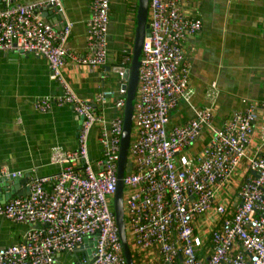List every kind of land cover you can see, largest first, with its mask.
<instances>
[{"label":"built area","instance_id":"1","mask_svg":"<svg viewBox=\"0 0 264 264\" xmlns=\"http://www.w3.org/2000/svg\"><path fill=\"white\" fill-rule=\"evenodd\" d=\"M182 1L149 2L150 36L143 44L128 155L132 172L124 177L128 241L141 253L143 264H264V155L247 160L253 175L242 184L235 213L229 214V207L218 201L221 186L247 157L264 104L234 113L214 129L194 161L178 164V155L193 146L204 129L214 128L211 109L198 110L184 126L168 128L172 111L192 97L191 67L184 63L183 44L202 30L200 20L183 13ZM88 3L91 16L83 57L70 51L73 23L63 0L8 1L0 8V53L46 59L50 78L61 91L57 98L40 100L37 108L46 112L53 104L67 105L81 120L78 149L53 154L62 171L29 180L26 197L0 201V217L41 224L23 242L1 248L0 264H57L60 255L74 254L90 238L95 242L93 260L84 258L83 264H127L113 210L123 119L107 123L94 105L106 103L113 92H103L92 102L75 93L63 74L69 60L91 68L108 61L111 0ZM43 10L55 15L54 24L42 18ZM116 106L124 109V99ZM96 125L101 126L103 148L98 169L89 157L90 133ZM22 177V172L0 169V180L14 183ZM211 210L219 222L206 232L198 221Z\"/></svg>","mask_w":264,"mask_h":264},{"label":"crops","instance_id":"2","mask_svg":"<svg viewBox=\"0 0 264 264\" xmlns=\"http://www.w3.org/2000/svg\"><path fill=\"white\" fill-rule=\"evenodd\" d=\"M8 1L48 2L0 0V8ZM63 1L66 16L73 23L70 51L83 57L87 54V23L91 16L88 0ZM138 5L139 0H111L109 56L103 67L91 68L69 60L63 69L72 90L87 100L95 102L103 92L114 93L106 103L94 104L107 123L118 117L124 120L125 108L116 106L118 100L125 101L122 88L126 81L119 68H129L131 64ZM181 8L186 17L202 22V30L183 44L184 63L191 67L192 97L189 102L182 100L172 111L168 128L186 125L201 109L212 110L214 128L204 129L200 139L178 155V164L194 161L211 140L214 129L221 128L234 113L253 104H264V0H183ZM41 16L49 24L56 22L50 10H43ZM60 95L59 87L50 78L46 59L19 52L0 53V169L24 174L18 185L11 179L0 180L2 203L29 195L26 176L31 180L59 174L63 167L52 160L56 150L78 149L81 120L73 109L57 104L46 112L37 108L40 100ZM254 126L246 159L218 193V201L229 207V214L240 206L242 184L253 175L246 167L247 160L264 155V111ZM100 137L101 126L96 125L89 140V157L95 169L100 167L97 164L103 156ZM217 221L215 210H211L198 226L209 232ZM32 228H41V224L15 223L0 217V249L23 242ZM130 247L132 254L139 256V264H143L135 244ZM84 258L83 252L62 254L57 264H83Z\"/></svg>","mask_w":264,"mask_h":264},{"label":"water","instance_id":"3","mask_svg":"<svg viewBox=\"0 0 264 264\" xmlns=\"http://www.w3.org/2000/svg\"><path fill=\"white\" fill-rule=\"evenodd\" d=\"M149 2L150 0H139L137 11V28L135 32V41L131 64L129 68H119L120 74L123 75L126 84L123 85L125 92V109L123 120V135L121 141L120 161L118 168V185L114 198V215L116 218L119 235L123 244L124 257L127 264H135L132 250L128 241L127 227L124 210V177L125 174L132 172V163L129 161V149L133 138V115L135 110V101L137 97V90L139 85L140 67L144 61L142 56L143 44L146 37L150 36L149 24ZM26 181L29 178L26 176ZM13 180V179H12ZM15 185L20 183V180H13ZM95 242L88 239L85 244L77 249L74 254L79 255L81 252L88 258L89 261L93 260Z\"/></svg>","mask_w":264,"mask_h":264},{"label":"trees","instance_id":"4","mask_svg":"<svg viewBox=\"0 0 264 264\" xmlns=\"http://www.w3.org/2000/svg\"><path fill=\"white\" fill-rule=\"evenodd\" d=\"M133 257H134L135 264H139V262H140L139 256L136 255L135 253H133ZM148 260H150V258H148Z\"/></svg>","mask_w":264,"mask_h":264},{"label":"rangeland","instance_id":"5","mask_svg":"<svg viewBox=\"0 0 264 264\" xmlns=\"http://www.w3.org/2000/svg\"><path fill=\"white\" fill-rule=\"evenodd\" d=\"M132 249H133V247H132Z\"/></svg>","mask_w":264,"mask_h":264}]
</instances>
